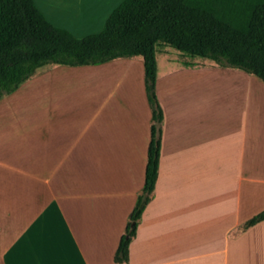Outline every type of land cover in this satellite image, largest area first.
<instances>
[{
	"label": "crops",
	"instance_id": "0c3cea01",
	"mask_svg": "<svg viewBox=\"0 0 264 264\" xmlns=\"http://www.w3.org/2000/svg\"><path fill=\"white\" fill-rule=\"evenodd\" d=\"M35 1L76 29L101 26L117 0ZM192 63L158 72L160 176L128 264H264V221L242 227L264 211V82ZM62 66L40 68L19 106H0V264H117L145 183L144 61Z\"/></svg>",
	"mask_w": 264,
	"mask_h": 264
},
{
	"label": "trees",
	"instance_id": "16d2710c",
	"mask_svg": "<svg viewBox=\"0 0 264 264\" xmlns=\"http://www.w3.org/2000/svg\"><path fill=\"white\" fill-rule=\"evenodd\" d=\"M171 47L192 66L212 61L264 82V0H123L98 33L78 38L51 23L35 0H0V99L49 64L90 66L142 58L152 110L145 183L129 214L114 261L130 262V247L154 199L160 176L165 112L157 93L160 48ZM264 221L260 212L242 227Z\"/></svg>",
	"mask_w": 264,
	"mask_h": 264
},
{
	"label": "rangeland",
	"instance_id": "374dc122",
	"mask_svg": "<svg viewBox=\"0 0 264 264\" xmlns=\"http://www.w3.org/2000/svg\"><path fill=\"white\" fill-rule=\"evenodd\" d=\"M75 1H78L81 5L79 6V4H77V3H70V4L66 3V5L68 6V8L71 11H73L76 8L78 9L79 7H80L79 9L86 8V6L84 4L87 1H89V0H75ZM122 1L123 0H117L116 2H113L112 7L113 8L117 7ZM114 3H115V6H114ZM65 9H67V8H65V6H64L63 10L65 11ZM86 23L87 22L82 23L80 25L81 27L78 26L79 28H76V29L75 28L74 29H69V28H66V27L65 28L70 30L76 37L82 38V37H85V36H87L89 34L100 32L103 29L104 25H105V22H103L101 24V26H99V27H96V26L92 27L91 24H86ZM140 59H142V58H140ZM140 59L136 58V60H140ZM157 60H158V72H159V75L164 73L169 68L170 69L171 68H178V69L184 68L183 66L185 64V61H189V60L192 61V59H190L188 57H182L178 51H176L175 49H173L171 47H166L165 49L164 48H160V51H157ZM193 62L203 63V62H212V61H209V60H206V59H202V58H197V59H193ZM54 66L63 67L62 65L49 64L48 66L44 67V69L52 68ZM144 70H145V68H144ZM39 77H40V73H37L30 80H32V81L39 80ZM176 78L183 83L182 85L181 84L178 85V89L181 88V89L185 90L186 89V86H185L186 84H185V80H184L185 78L183 76L176 77ZM32 81H30V82H32ZM25 86H28V85L27 84L24 85V83H23L12 94L5 95L4 97H2L0 99V106H5V107H8L9 109L14 108L15 106H19L20 105V101H24V100H26L28 98V94L29 93H28V91H26L27 88H25ZM188 87H189V85H188ZM164 89H167V87H164ZM188 91L191 92V93L192 92L194 93L195 90H194V88H190L189 87ZM144 94H145L144 95L145 96V100H146V102L148 104V107L150 108L151 115H152V110H151V106H150L149 101H148L146 88H144ZM164 97H166V99H169V93L165 92L164 93ZM159 101H160V98H159ZM21 115H22V113H21Z\"/></svg>",
	"mask_w": 264,
	"mask_h": 264
}]
</instances>
